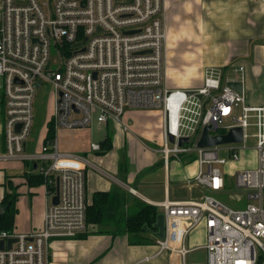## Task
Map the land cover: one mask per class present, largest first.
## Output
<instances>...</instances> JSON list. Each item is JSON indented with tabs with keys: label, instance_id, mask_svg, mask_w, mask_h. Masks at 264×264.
I'll list each match as a JSON object with an SVG mask.
<instances>
[{
	"label": "built area",
	"instance_id": "1",
	"mask_svg": "<svg viewBox=\"0 0 264 264\" xmlns=\"http://www.w3.org/2000/svg\"><path fill=\"white\" fill-rule=\"evenodd\" d=\"M163 15V0H0L5 145L0 157L30 162L31 173L43 178L48 202L40 230L0 231V264H48L51 239L75 238L88 228L89 162L82 155L59 151L55 136L39 150L25 152L33 99L43 81L54 98V129L87 127L93 115L105 123L119 121L126 109H156L162 113L158 151L164 166L171 158H195L196 173L184 185L201 187L205 193L196 200L159 204L164 237L155 238L157 251L145 260L168 252L178 255L180 264H264V106L248 105L243 92L227 84H242V66L228 72L206 68L202 85L194 89L168 88ZM51 49L59 60L54 69ZM250 116L255 118L253 145L245 142ZM205 126H210V135L239 127L242 140L200 147ZM90 147L101 150L99 143ZM248 150L255 152V166H239L242 152ZM227 165L232 167L226 170ZM229 178L244 192L246 202L239 208L214 196L229 191ZM198 228L203 229V243L189 247V237ZM9 238L15 240L8 248ZM198 251L204 260L189 262L188 255Z\"/></svg>",
	"mask_w": 264,
	"mask_h": 264
},
{
	"label": "crops",
	"instance_id": "2",
	"mask_svg": "<svg viewBox=\"0 0 264 264\" xmlns=\"http://www.w3.org/2000/svg\"><path fill=\"white\" fill-rule=\"evenodd\" d=\"M163 6L167 39L163 49L164 78L177 74L181 79L189 80L188 75L197 74V82L189 88L194 89L202 85L207 66L226 72L242 66L241 91L246 103L264 106V1L163 0ZM175 85L172 83L173 87ZM52 116L53 106L38 136L34 135L35 140L27 139L26 153L39 150L47 141L44 139ZM3 122L4 110L0 101V154L5 150ZM98 124L104 132L98 143L101 146L109 137L111 146L108 150L105 147L100 151L92 150L87 138L81 137L80 129L61 128L57 136V128L54 136L58 150L82 155L89 162L86 165L87 203L97 191H119L120 195L122 190L128 192L127 188H132L134 192L122 194V207L103 226L89 224L86 232L75 238L51 239L48 264H180L178 255L168 252L145 260L157 251L152 238L154 235L144 234L152 240L150 242L130 243L127 232L118 231L116 227L118 218L122 221L141 205L135 200L160 207L164 200L189 201L202 197L205 191L201 187L188 188L177 177H171L174 169L194 176L197 170L195 158H171L165 167L160 151L151 149L161 141L162 113L159 110L130 108L124 111L119 121L108 120ZM82 135L87 137L88 134ZM140 145L147 150L135 156L134 149ZM242 156L239 166H255L253 150L242 152ZM30 166L25 159L3 160L0 157V212L5 193H17L13 221L15 232H36L43 227L48 204L46 188L42 182L29 184L28 174L36 175L31 173ZM231 192L238 193L237 197L243 196L245 204L244 192L236 188ZM218 193L222 192L215 194ZM198 229L201 237L195 241L193 231L188 240L189 247L203 243V229Z\"/></svg>",
	"mask_w": 264,
	"mask_h": 264
},
{
	"label": "rangeland",
	"instance_id": "3",
	"mask_svg": "<svg viewBox=\"0 0 264 264\" xmlns=\"http://www.w3.org/2000/svg\"><path fill=\"white\" fill-rule=\"evenodd\" d=\"M50 59L52 61L51 68L54 69L55 67H57L59 65L58 57L55 56L53 49H51ZM210 68H213V67L207 66V69H210ZM188 77H190L191 79H189V80L188 79H181L176 74V75H172V76L168 77V79L165 77L164 82L167 86H170L171 88L179 87L178 89L190 90L189 88H192L194 83L197 82V80H196L197 74H192V75L190 74V75H188ZM172 83H176V85L173 87ZM52 106H53V96L51 93L50 85L47 81H43L41 86L39 87V89L35 93V96L33 99V119H32V125H31V129H30V135L27 138L28 141L31 140L32 138H34V140H35L34 135L36 136V134H37V136H38L39 132L41 131V129L45 125L46 120H48L50 115H51ZM254 120H255V118L253 116H250L249 120H248V125L245 128V133H246L245 142L247 145H253L254 144V139H253V133L255 132ZM76 129H80L81 137L87 138V140L89 141V145H91L92 143H98L100 141V139L102 138L103 133H104L102 126H99L98 122L96 121V116H94V115L92 116V120L87 127L76 128ZM59 130H61V128H59L57 130V136H59ZM82 133H87L88 134L87 137L85 135L83 136ZM27 139H26V142H27ZM157 147L159 148L158 144L153 146L151 149L152 150L155 148L158 149ZM143 150H147L143 147V145L136 147L134 149V155L135 156L140 155L143 152ZM144 154H145V152H144ZM220 154L222 156H225L224 153H220ZM225 168L227 170V169H230L231 166L227 165ZM172 173H173V175H171V177H173V176L177 177V180H179L182 183H184L187 178L193 176V175L187 176L184 173H180L176 169H174V171ZM229 179H230L229 180L230 185L228 184V188L226 190H229L230 192L226 191V192L214 194V196L230 207L239 208V207L244 205V201H245L244 197L240 196L241 198H243V201H241V202H237L235 200V198L238 196V193L231 192V190H233V188H234V182H233L232 178H229ZM185 187H188V186H185ZM124 190H122V194L130 193L128 188H127L128 192L126 190L125 191ZM184 191L187 192V190H184ZM190 192H192V191L190 190ZM118 193H119V191H118ZM122 194L120 193L121 197H122ZM135 202H137L139 204L142 203L139 200H135ZM157 209L159 212L162 211L161 207H157ZM198 230H195V234L193 236V239L195 241H198L201 237V233ZM139 241H142L144 243L146 242L145 239L139 240ZM135 242H137V241H135ZM187 258H188L189 262L191 260L203 261L204 260V253L202 251L192 252L188 255Z\"/></svg>",
	"mask_w": 264,
	"mask_h": 264
},
{
	"label": "trees",
	"instance_id": "4",
	"mask_svg": "<svg viewBox=\"0 0 264 264\" xmlns=\"http://www.w3.org/2000/svg\"><path fill=\"white\" fill-rule=\"evenodd\" d=\"M55 131L53 124L48 122L47 124V134L44 140H48L54 137ZM110 138L107 137L102 143L101 147L105 149L110 148ZM102 149V148H101ZM191 158H194L193 156ZM29 184L37 185L43 181L40 175H30L28 174ZM16 199L17 193L6 192L2 204L3 209L0 212V231L11 232L13 230V221L16 213ZM123 198L115 193L114 191H97L94 192L91 198V202L87 203L86 207V223L103 225L106 220L111 216L115 215V211L122 207ZM156 206L142 202L139 207H137L133 213L127 215L122 221L118 218L117 230L126 231L129 235V242L134 243L135 241L144 240L150 242L149 238H146L144 234H151L152 231H147L143 229L146 225L148 228L153 229V223L155 221L156 214L158 213ZM106 232V231H97ZM84 234V233H83ZM82 235V234H81ZM80 236V235H79ZM144 237V238H143ZM155 239L156 237H152ZM142 242V241H140Z\"/></svg>",
	"mask_w": 264,
	"mask_h": 264
},
{
	"label": "water",
	"instance_id": "5",
	"mask_svg": "<svg viewBox=\"0 0 264 264\" xmlns=\"http://www.w3.org/2000/svg\"><path fill=\"white\" fill-rule=\"evenodd\" d=\"M78 45V44H77ZM47 68V67H46ZM40 81L36 82V87L39 86ZM230 87L241 91V84L239 82H228L227 83ZM19 125L17 126L18 129ZM210 126H205L201 137L198 141V146L205 147V146H213L218 144H226L231 142H240L242 140V130L239 127L231 128L227 133H218L216 135L209 134ZM173 140V137L170 138ZM186 141L187 138L181 139V141ZM53 202H57V195L52 198ZM164 214L162 212H158L155 217V221L153 223V229L148 228L146 225L143 226L144 230L152 231L153 235L158 238L164 237ZM15 240V238H9L7 240V247L11 246V243ZM4 246V242L0 241V249Z\"/></svg>",
	"mask_w": 264,
	"mask_h": 264
}]
</instances>
